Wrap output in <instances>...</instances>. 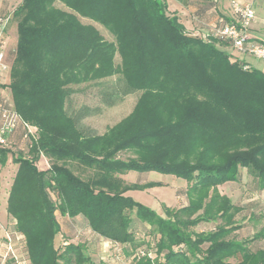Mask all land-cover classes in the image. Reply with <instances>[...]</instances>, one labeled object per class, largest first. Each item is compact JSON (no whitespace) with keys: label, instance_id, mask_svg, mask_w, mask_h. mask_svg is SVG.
Returning <instances> with one entry per match:
<instances>
[{"label":"trees","instance_id":"obj_1","mask_svg":"<svg viewBox=\"0 0 264 264\" xmlns=\"http://www.w3.org/2000/svg\"><path fill=\"white\" fill-rule=\"evenodd\" d=\"M13 18L17 44L1 85L21 122L8 135L11 146L0 145V165L10 155L17 165L6 264L19 262L21 240L29 264H106L81 240L55 245L58 212L84 219L121 254L130 248V264H264V247L248 245L264 239V227L252 239L232 236L243 207L220 190L236 182L264 194V71L244 68L214 36L187 33L164 0H22ZM114 75L127 92H140L138 101L105 133L86 134L67 110L71 86ZM24 123L37 128L36 139L25 137ZM16 132L19 140L11 137ZM129 171L185 179L177 192L187 204L157 214L125 194L144 187L119 176ZM135 221L152 228L154 245L134 233ZM208 223L215 227L197 229ZM141 249L154 257H138Z\"/></svg>","mask_w":264,"mask_h":264},{"label":"rangeland","instance_id":"obj_2","mask_svg":"<svg viewBox=\"0 0 264 264\" xmlns=\"http://www.w3.org/2000/svg\"><path fill=\"white\" fill-rule=\"evenodd\" d=\"M56 5L60 8H65L60 2H57ZM81 19L84 23H91L89 19ZM93 23L108 39H113L111 33L104 26L96 22ZM227 50L231 53L232 59L239 56L242 60H248L256 68L264 71V61L250 57L246 58L244 55L234 52L232 49ZM4 88L6 91L4 94H9L8 89L6 87ZM71 88L72 91L68 99L67 110L77 120L79 127L86 134L105 133L109 127L116 125L131 114L140 96L139 91L127 92L126 82L121 75H114L100 81L73 85ZM126 155L124 152L119 153V156L123 158ZM4 167L3 170L0 169V189L5 194V191L9 187L10 179L14 176L17 167L12 161L11 155L9 156L7 165ZM124 174H128L127 179L130 182L126 180L125 182L129 184H135L137 180H148L147 183L143 184V188L130 189L131 197L151 207L161 216L166 215L165 207H172L174 203H178V198L175 193L177 186L187 184V181L183 178L157 171H130ZM2 177L6 180L2 179ZM3 191L0 193L1 203L3 201ZM178 196L182 198L179 201L181 204L178 206L188 202L184 195ZM233 200L235 203L238 202L243 208L237 215L236 220L240 224V228L232 236H235L239 240L252 239L264 227V194L256 188L255 184H251L247 191H244L242 187H238L236 196H233ZM57 215L62 224V232L55 240L57 247L62 245L64 238L74 241L81 240L86 243L89 254L96 261L103 260L106 264H130L133 255L130 248L124 250L119 256L117 254L115 256L114 252L116 250H114V247L108 243L102 244L101 242L103 241L99 240L98 236L88 228L84 219L74 220L68 216L61 215L60 212ZM214 227L215 224L212 223V226L204 224L197 229L199 231H210ZM132 230L138 237H148V242L145 245H154L156 237L150 226L140 221H135L132 225ZM254 242H258L261 247H264V239L249 240L248 245H253ZM18 248L16 254L19 262L16 264H29L22 240ZM8 250H10V246ZM231 260L234 261L235 259L232 258Z\"/></svg>","mask_w":264,"mask_h":264},{"label":"crops","instance_id":"obj_3","mask_svg":"<svg viewBox=\"0 0 264 264\" xmlns=\"http://www.w3.org/2000/svg\"><path fill=\"white\" fill-rule=\"evenodd\" d=\"M22 0H0V16L8 14L10 11L14 10L16 5L19 4ZM240 1H249V0H240ZM166 4L167 14L169 16H176L179 22L183 25L185 31L191 35L199 36L204 39H212V33L214 29L222 27L224 24L232 20V14L229 10V0H221L219 3H214L212 0H164ZM257 18L253 24L252 33L259 39L264 41V9L261 6V2L256 4ZM6 40H7V59L12 62V51L15 50L17 44V23L12 17L7 29ZM217 45L224 50L231 49L230 45L227 42L216 40ZM228 51V50H227ZM250 56H246L249 58ZM253 58V57H250ZM256 59V58H254ZM259 60V59H256ZM264 61V60H261ZM245 63L255 67L254 64L248 60H244ZM256 68V67H255ZM262 70V69H261ZM263 71V70H262ZM10 76V75H9ZM9 76L1 78L4 79L6 83L9 82ZM0 79V80H1ZM0 82V93L6 92L4 87ZM10 92V89L6 87ZM13 140H19L20 134L16 132L11 135ZM41 168H47V159L42 157L40 160ZM5 167L0 165V169ZM130 172V171H129ZM4 175V174H3ZM15 175V174H14ZM128 174H119L121 178L130 182L127 179ZM14 176L10 179L8 189L4 191L0 189V193L3 191L2 203L0 202V264H6L5 259L10 253L8 250V236L9 231L13 228L12 220L10 219L7 213V200L8 192L13 182ZM4 179V177H2ZM6 180V179H4ZM148 180H137L138 184H145ZM187 184H182L177 186L175 189L176 196L178 198V203L172 205L173 208L180 207L178 206L179 201L182 198L178 196V189L186 186ZM238 183L236 182H227L220 187V190L223 193H226L228 196L233 198L236 196L238 190ZM126 195L131 196V190L125 192ZM187 203H183L185 205ZM181 205V206H182ZM207 225V224H205ZM209 226H212V223H208ZM102 244L107 243L103 240Z\"/></svg>","mask_w":264,"mask_h":264},{"label":"built area","instance_id":"obj_4","mask_svg":"<svg viewBox=\"0 0 264 264\" xmlns=\"http://www.w3.org/2000/svg\"><path fill=\"white\" fill-rule=\"evenodd\" d=\"M212 1L219 3L221 0ZM258 2H261V6L264 9V0H229V10L232 14V20L222 27L214 29L212 36L227 42L234 52L240 53L245 57L250 56L264 60V41L252 33L253 24L257 18L256 4ZM12 17L13 10L6 15L0 16V79L6 75L9 76L11 71L12 62L7 59V40L5 34ZM236 58L242 60L239 56ZM250 67L251 65L244 63V68ZM0 82L6 83L4 79H1ZM20 122L21 119L13 108L10 93H0V145L5 147L11 146L8 135L17 129ZM24 127L26 138H37V128L35 126L24 123ZM107 243L116 250L114 252L115 256L116 254L117 256L121 254L119 245L112 242ZM145 255L154 257L151 249H141L137 252L138 257Z\"/></svg>","mask_w":264,"mask_h":264}]
</instances>
